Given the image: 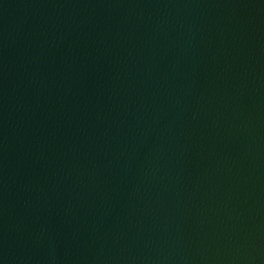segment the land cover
<instances>
[{
    "label": "water",
    "instance_id": "obj_1",
    "mask_svg": "<svg viewBox=\"0 0 264 264\" xmlns=\"http://www.w3.org/2000/svg\"><path fill=\"white\" fill-rule=\"evenodd\" d=\"M0 264H264V0H0Z\"/></svg>",
    "mask_w": 264,
    "mask_h": 264
}]
</instances>
